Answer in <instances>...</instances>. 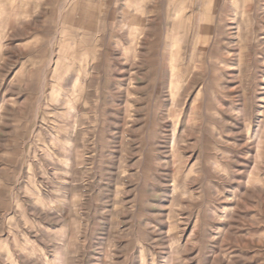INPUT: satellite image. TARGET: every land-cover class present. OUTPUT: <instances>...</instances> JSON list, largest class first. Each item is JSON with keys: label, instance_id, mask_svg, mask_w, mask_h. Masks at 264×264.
<instances>
[{"label": "rangeland", "instance_id": "374dc122", "mask_svg": "<svg viewBox=\"0 0 264 264\" xmlns=\"http://www.w3.org/2000/svg\"><path fill=\"white\" fill-rule=\"evenodd\" d=\"M0 6V264H264V0Z\"/></svg>", "mask_w": 264, "mask_h": 264}, {"label": "crops", "instance_id": "0c3cea01", "mask_svg": "<svg viewBox=\"0 0 264 264\" xmlns=\"http://www.w3.org/2000/svg\"><path fill=\"white\" fill-rule=\"evenodd\" d=\"M7 9L8 8H3L0 6V62L1 61L5 62L7 59V49H6L7 34L10 33L11 26H14L16 23L15 19L14 20L12 19L13 25H11V21L9 19L11 17V14L10 12H8ZM20 9L21 8H11L12 13L17 12ZM78 16H79V20L84 19L87 21H92L95 24H99L101 22L100 8H79ZM4 86H5V70L3 69V71L0 70V87H4ZM2 98L5 97L3 96ZM3 100L1 99L0 106H2L5 103Z\"/></svg>", "mask_w": 264, "mask_h": 264}]
</instances>
